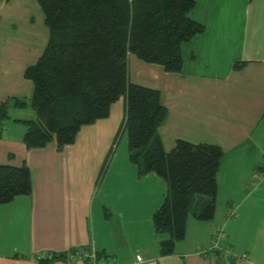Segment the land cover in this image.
Returning <instances> with one entry per match:
<instances>
[{"label":"crops","instance_id":"obj_1","mask_svg":"<svg viewBox=\"0 0 264 264\" xmlns=\"http://www.w3.org/2000/svg\"><path fill=\"white\" fill-rule=\"evenodd\" d=\"M194 1L189 17L205 28L181 45V71L128 53V80L159 90L167 115L157 131L166 150L177 139L222 148L213 217L190 216L173 253H160L169 233L155 231L153 213L168 185L155 172L138 176L125 129L114 141L125 115L123 96L61 150L55 141L27 148L26 126L16 119H33L35 112L11 107L0 129V164L25 163L32 188L0 205V264H40L39 258L74 250L96 252L105 264H226L221 251L200 252L222 223L221 246L248 254L231 264H264V0ZM48 37L36 0H0V104L31 98L33 83L23 72ZM236 62L245 64L237 68ZM232 207L237 216L226 219ZM50 264L92 259L67 256Z\"/></svg>","mask_w":264,"mask_h":264},{"label":"trees","instance_id":"obj_2","mask_svg":"<svg viewBox=\"0 0 264 264\" xmlns=\"http://www.w3.org/2000/svg\"><path fill=\"white\" fill-rule=\"evenodd\" d=\"M49 30L48 42L23 76L33 83L30 99H8L0 104V129L11 107L34 110L33 119H16L26 126L23 142L29 149L55 141L58 150L73 143L84 125L107 117L110 105L125 99L119 127L128 135L129 159L138 176L155 172L168 185L167 194L153 213L157 232L169 233L160 253L171 254L185 238L190 216L213 217L217 173L222 148L213 143L177 139L166 150L157 131L167 109L157 89L128 80L127 55L160 64L167 72H180L181 45L204 30L191 17L194 0H36ZM244 62H236L240 68ZM114 145V144H113ZM112 149L105 157L103 175ZM29 167L0 164V205L31 192ZM204 199V200H203ZM203 200V202H202ZM105 217L111 212L104 207ZM97 255H99L97 253ZM66 252L39 258L50 264Z\"/></svg>","mask_w":264,"mask_h":264},{"label":"built area","instance_id":"obj_3","mask_svg":"<svg viewBox=\"0 0 264 264\" xmlns=\"http://www.w3.org/2000/svg\"><path fill=\"white\" fill-rule=\"evenodd\" d=\"M237 216V212L235 208H229L227 213H226V219H231V218H235ZM227 237V233L225 230V225L224 223L217 225L212 233V237H211V243L210 246L205 249V250H201L200 252H213V251H221L223 256L225 257V263L226 264H231L235 261L238 260H246L248 259V254L244 253L241 255H238L236 253H234L231 248L226 245V246H221V242L226 239ZM68 257L74 258V257H87L92 259V264H105L102 261H97V253L96 252H83L80 250H74V251H68L66 252Z\"/></svg>","mask_w":264,"mask_h":264},{"label":"rangeland","instance_id":"obj_4","mask_svg":"<svg viewBox=\"0 0 264 264\" xmlns=\"http://www.w3.org/2000/svg\"><path fill=\"white\" fill-rule=\"evenodd\" d=\"M30 110V108H28ZM19 111V110H18ZM12 115V114H11Z\"/></svg>","mask_w":264,"mask_h":264}]
</instances>
